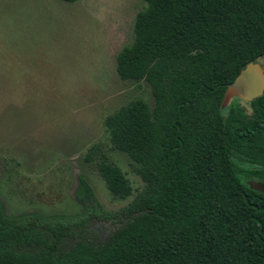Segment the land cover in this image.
<instances>
[{"label":"trees","instance_id":"16d2710c","mask_svg":"<svg viewBox=\"0 0 264 264\" xmlns=\"http://www.w3.org/2000/svg\"><path fill=\"white\" fill-rule=\"evenodd\" d=\"M144 1L117 72L148 81L155 103L133 98L105 126L145 187L107 210L79 175L82 211L56 221L7 215L0 203V264H264V193L245 183L237 162L242 153L264 156V135L248 134L264 133V94L252 115L223 107L228 84L264 57V0ZM98 151L93 145L86 160ZM98 167L114 195L132 194L107 153ZM94 218L117 222L106 239L86 238L97 234Z\"/></svg>","mask_w":264,"mask_h":264},{"label":"rangeland","instance_id":"374dc122","mask_svg":"<svg viewBox=\"0 0 264 264\" xmlns=\"http://www.w3.org/2000/svg\"><path fill=\"white\" fill-rule=\"evenodd\" d=\"M145 6L144 0H0V203L7 215L76 218L83 208L79 175L107 210L119 211L145 187L139 164L112 147L105 126L106 116L133 98L155 103L148 81L123 80L117 72V54L133 41ZM93 145L100 151L87 161ZM103 152L129 178L128 197L110 191L98 167ZM107 221L92 219L88 227L97 234L86 238L106 239L114 225Z\"/></svg>","mask_w":264,"mask_h":264},{"label":"water","instance_id":"95a60500","mask_svg":"<svg viewBox=\"0 0 264 264\" xmlns=\"http://www.w3.org/2000/svg\"><path fill=\"white\" fill-rule=\"evenodd\" d=\"M264 92V63L261 59L249 62L235 80L228 84L223 100V107L228 105L234 96L253 99ZM252 188L264 193V181L251 184ZM140 211L137 215L141 214Z\"/></svg>","mask_w":264,"mask_h":264},{"label":"flooded vegetation","instance_id":"af4514ba","mask_svg":"<svg viewBox=\"0 0 264 264\" xmlns=\"http://www.w3.org/2000/svg\"><path fill=\"white\" fill-rule=\"evenodd\" d=\"M258 97L253 99H244L236 95L229 102L230 104L227 105L226 110L230 112L231 109H235L241 111L242 113L252 115L254 112L257 111V108L254 105V100H256ZM238 107L239 109H236ZM248 134L256 135V136L264 135V133H256V132H252V133L248 132ZM240 155H241L240 157H237V162L243 170L242 179L245 181V183L251 185L252 183H255L257 181H264V156L257 154L253 155L251 153H242ZM97 225H99V223ZM114 225H117V222H114ZM109 231L110 230L108 229L104 237L108 235Z\"/></svg>","mask_w":264,"mask_h":264}]
</instances>
